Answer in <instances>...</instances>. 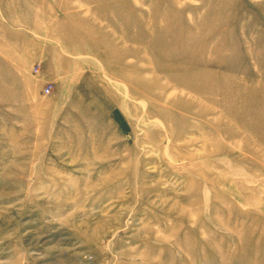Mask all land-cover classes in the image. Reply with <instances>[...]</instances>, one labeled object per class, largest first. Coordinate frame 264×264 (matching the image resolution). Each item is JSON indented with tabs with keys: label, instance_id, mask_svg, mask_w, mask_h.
Listing matches in <instances>:
<instances>
[{
	"label": "rangeland",
	"instance_id": "1",
	"mask_svg": "<svg viewBox=\"0 0 264 264\" xmlns=\"http://www.w3.org/2000/svg\"><path fill=\"white\" fill-rule=\"evenodd\" d=\"M0 264H264V0H0Z\"/></svg>",
	"mask_w": 264,
	"mask_h": 264
},
{
	"label": "built area",
	"instance_id": "2",
	"mask_svg": "<svg viewBox=\"0 0 264 264\" xmlns=\"http://www.w3.org/2000/svg\"><path fill=\"white\" fill-rule=\"evenodd\" d=\"M46 92L49 93L50 92V89H46Z\"/></svg>",
	"mask_w": 264,
	"mask_h": 264
}]
</instances>
